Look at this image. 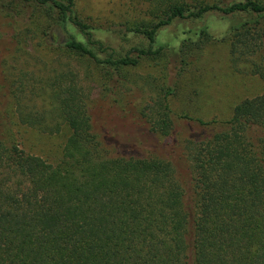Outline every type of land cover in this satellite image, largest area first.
Here are the masks:
<instances>
[{
    "label": "trees",
    "instance_id": "trees-1",
    "mask_svg": "<svg viewBox=\"0 0 264 264\" xmlns=\"http://www.w3.org/2000/svg\"><path fill=\"white\" fill-rule=\"evenodd\" d=\"M126 1L143 17L126 28L143 42L126 49L95 38L73 0H0V11H37L40 40L97 67L104 83L116 73L118 94L128 69L160 56L159 30L216 12L238 20L225 40L232 69L263 91L233 105L225 121L176 115L169 101L192 63L181 51L175 81L161 77L153 103L130 110L135 125L116 139L92 123L78 74L31 67L18 90L1 92L8 121L68 135L59 161L47 163L19 149L0 110V264H264V1ZM178 120L204 131L177 142L184 157L164 153ZM145 144L159 154L133 153Z\"/></svg>",
    "mask_w": 264,
    "mask_h": 264
},
{
    "label": "rangeland",
    "instance_id": "rangeland-1",
    "mask_svg": "<svg viewBox=\"0 0 264 264\" xmlns=\"http://www.w3.org/2000/svg\"><path fill=\"white\" fill-rule=\"evenodd\" d=\"M208 1L217 3L228 0ZM73 8L94 37L110 47L126 49L143 42L127 32L129 30L126 28L134 27L143 17L126 0H73ZM8 15L10 16L0 11V110L4 113V121L10 127L19 149L50 164H55L60 159L68 135L66 128L62 127L60 132L49 135L19 125L16 121L9 122V115L5 112L6 99L1 96V92L5 93L7 89L18 90L23 85V75L31 67L35 69L34 73L44 72L52 77L61 69L78 74L88 93L86 103L92 123L96 126L103 124L116 139L124 138L131 132L132 125H135L130 118V110L153 103L154 88L162 81L161 77L165 76L164 81L168 85L175 81L174 72L180 64L178 57L181 51L192 63L177 79L175 95L169 101L170 109L176 115L203 122L225 121L229 118L233 105L263 91V84L256 77L232 69L225 40L238 20L216 12L208 13L196 22L176 20L159 30L154 47H163L160 56L157 59H142L136 67L128 69L123 84L118 87L119 94L115 90L118 85L116 73L104 83L105 77L97 67L74 56L60 55L53 47L40 40L38 32L41 25L37 11L27 9L22 18L14 13ZM69 30L75 32L70 26ZM200 31L204 32V36H200ZM14 50L15 61L10 57ZM10 64L13 70L7 67ZM198 95L201 101L196 99ZM137 125L141 126L142 123ZM203 132L192 122L176 121L174 134L165 140L171 146L166 147L164 153L170 156L176 152L184 157L183 144L177 142L190 138L197 140ZM172 146L174 150L170 153L169 148H173ZM133 151L140 156H144L146 152L149 155L156 152L153 146L147 144L143 149ZM183 171L182 165L175 170L177 174H183Z\"/></svg>",
    "mask_w": 264,
    "mask_h": 264
}]
</instances>
